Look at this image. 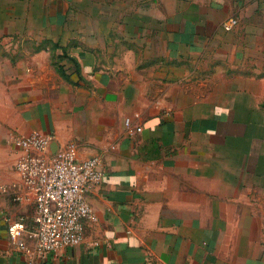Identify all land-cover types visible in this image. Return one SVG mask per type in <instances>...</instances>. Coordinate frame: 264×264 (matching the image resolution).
Segmentation results:
<instances>
[{"label":"crops","instance_id":"1","mask_svg":"<svg viewBox=\"0 0 264 264\" xmlns=\"http://www.w3.org/2000/svg\"><path fill=\"white\" fill-rule=\"evenodd\" d=\"M34 130L100 156L94 219L30 262L8 226L32 206L0 194V264H264V0H0V184Z\"/></svg>","mask_w":264,"mask_h":264},{"label":"built area","instance_id":"2","mask_svg":"<svg viewBox=\"0 0 264 264\" xmlns=\"http://www.w3.org/2000/svg\"><path fill=\"white\" fill-rule=\"evenodd\" d=\"M236 23L229 19L224 28L232 30ZM125 126L130 132L142 130L131 118L125 119ZM13 142L18 179L0 184V194L12 191L15 201L32 206L30 214L8 226L16 248L31 262L81 244L94 219L89 194L104 177L100 156L81 158L72 142L54 148L55 135L38 130L15 134Z\"/></svg>","mask_w":264,"mask_h":264},{"label":"rangeland","instance_id":"3","mask_svg":"<svg viewBox=\"0 0 264 264\" xmlns=\"http://www.w3.org/2000/svg\"><path fill=\"white\" fill-rule=\"evenodd\" d=\"M54 56L55 62L59 63V60L63 55L59 54L57 55V57L56 55ZM88 89L91 91L90 88ZM83 90H85L83 89V87H80L75 84L74 79L66 80L63 78L61 83L57 84V96H52L55 99V103H57V110H63L66 105L68 113H71L70 110L72 108H75L76 114H80L85 112L81 109H83L86 105L94 104L100 101V96L93 94H85ZM57 110L55 112L56 115ZM71 142L78 147V142L76 140H72Z\"/></svg>","mask_w":264,"mask_h":264},{"label":"trees","instance_id":"4","mask_svg":"<svg viewBox=\"0 0 264 264\" xmlns=\"http://www.w3.org/2000/svg\"><path fill=\"white\" fill-rule=\"evenodd\" d=\"M58 47V46H57ZM55 66L57 68V71L59 72V74L66 80L70 79V74L67 73L65 67L63 64H59V63H55Z\"/></svg>","mask_w":264,"mask_h":264}]
</instances>
